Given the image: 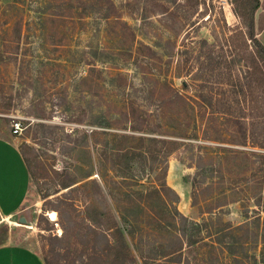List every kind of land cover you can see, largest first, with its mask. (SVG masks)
Instances as JSON below:
<instances>
[{
  "label": "rangeland",
  "instance_id": "obj_1",
  "mask_svg": "<svg viewBox=\"0 0 264 264\" xmlns=\"http://www.w3.org/2000/svg\"><path fill=\"white\" fill-rule=\"evenodd\" d=\"M255 5L0 0V132L22 120L31 178L0 245L49 264H262ZM254 18L264 44V0Z\"/></svg>",
  "mask_w": 264,
  "mask_h": 264
},
{
  "label": "crops",
  "instance_id": "obj_2",
  "mask_svg": "<svg viewBox=\"0 0 264 264\" xmlns=\"http://www.w3.org/2000/svg\"><path fill=\"white\" fill-rule=\"evenodd\" d=\"M0 132V218L4 221L20 214L30 190V172L18 140ZM0 264H46L42 255L24 243L0 245Z\"/></svg>",
  "mask_w": 264,
  "mask_h": 264
},
{
  "label": "trees",
  "instance_id": "obj_3",
  "mask_svg": "<svg viewBox=\"0 0 264 264\" xmlns=\"http://www.w3.org/2000/svg\"><path fill=\"white\" fill-rule=\"evenodd\" d=\"M254 3L256 4L255 5V8L251 11V14H250V17H249V23L247 24V28H248V38L254 43L256 49H257V53L259 55V58L262 62H264V44H262V42L260 40H258L256 38V30H255V12L257 11L259 5H260V0H253ZM261 30L264 29V25L262 27H260ZM196 119H195V124L197 123V114H194ZM25 159V158H24ZM26 162V160H25ZM27 164V162H26ZM28 166V164H27ZM263 167H264V161H263ZM28 169H29V166H28ZM30 172V170H29ZM195 177V176H194ZM193 178L192 176H186L184 178V182L186 184H189L190 183V179ZM94 184L97 185V180H94L93 181ZM77 183H73V182H70V183H65L64 184V188H70L74 185H76ZM99 189H101V187H99ZM260 209L262 212H264V207L260 204ZM113 219V218H112ZM260 221H262V224H261V241L263 243V246H264V218L262 219L261 218V215L258 213V216L256 217V220L255 222H252L253 225L255 226H260ZM91 222H94L97 226L101 225V223L99 222V218H97L96 216L91 218ZM114 223L116 224V220L114 219ZM118 223V221H117ZM193 226H199V224H195L193 223L192 224ZM115 227V226H114ZM121 228H117L118 230V233L119 232H122V230H120ZM129 245L126 243L125 239L123 238V236H121V239L118 240L117 242V247H116V251H117V258L121 257V256H127L129 258H133V255L131 252L127 253V251H130L129 250ZM182 249V248H181ZM127 254V255H126ZM45 260V263L46 264H49L48 261ZM261 263L264 264V253L262 254V258L260 259Z\"/></svg>",
  "mask_w": 264,
  "mask_h": 264
},
{
  "label": "built area",
  "instance_id": "obj_4",
  "mask_svg": "<svg viewBox=\"0 0 264 264\" xmlns=\"http://www.w3.org/2000/svg\"><path fill=\"white\" fill-rule=\"evenodd\" d=\"M11 131H12V134L17 138L19 137L20 135H22L25 127L23 125V122L22 120L20 119H15L14 122L12 123L11 125Z\"/></svg>",
  "mask_w": 264,
  "mask_h": 264
},
{
  "label": "water",
  "instance_id": "obj_5",
  "mask_svg": "<svg viewBox=\"0 0 264 264\" xmlns=\"http://www.w3.org/2000/svg\"><path fill=\"white\" fill-rule=\"evenodd\" d=\"M19 223H20L21 225H27V220H26V218L21 217V218L19 219Z\"/></svg>",
  "mask_w": 264,
  "mask_h": 264
}]
</instances>
